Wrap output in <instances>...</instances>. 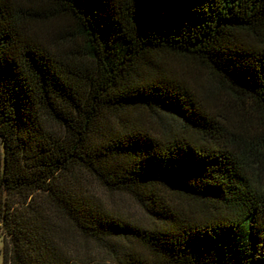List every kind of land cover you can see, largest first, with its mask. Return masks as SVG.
Returning <instances> with one entry per match:
<instances>
[{
  "label": "trees",
  "instance_id": "16d2710c",
  "mask_svg": "<svg viewBox=\"0 0 264 264\" xmlns=\"http://www.w3.org/2000/svg\"><path fill=\"white\" fill-rule=\"evenodd\" d=\"M0 233L5 264H264V0H0Z\"/></svg>",
  "mask_w": 264,
  "mask_h": 264
},
{
  "label": "rangeland",
  "instance_id": "374dc122",
  "mask_svg": "<svg viewBox=\"0 0 264 264\" xmlns=\"http://www.w3.org/2000/svg\"><path fill=\"white\" fill-rule=\"evenodd\" d=\"M168 65L171 69L174 70L178 69L180 72L184 73L185 78L187 79L186 81L191 86L193 91L197 94V96H200L201 92L205 90L207 80L209 79V77H211L207 70L201 69L198 72L195 68H192L193 66L187 65L185 62H182L178 59H173L171 61H168ZM226 99H228V97ZM207 108L212 111H216L217 109H219V106L218 104L217 105L209 104ZM159 117L161 118V121H163V123H168L169 125L175 128L178 127V124L175 121L169 120L164 116L159 115ZM131 118L132 121L133 118L138 119V122L150 126L151 129L154 131L158 129L157 126L158 116L149 118L148 114L145 112L140 114L137 112H132L130 114L129 119L131 120ZM126 119H128V117ZM79 176L86 185L85 187L88 188V190L92 192L105 205V207L109 208L114 213L120 214L121 216L127 218L128 221H139L144 223L148 221L145 210L129 195L123 193V195L127 197V200L112 201L110 199L109 203L106 204L104 202V199L98 194V190L103 188L99 187L89 176L83 173L80 174ZM104 191L108 193H117V192H109L107 190ZM4 255H5L4 241L0 233V264H5Z\"/></svg>",
  "mask_w": 264,
  "mask_h": 264
},
{
  "label": "snow or ice",
  "instance_id": "6c2138e0",
  "mask_svg": "<svg viewBox=\"0 0 264 264\" xmlns=\"http://www.w3.org/2000/svg\"><path fill=\"white\" fill-rule=\"evenodd\" d=\"M141 2H144V0H141ZM150 2L170 4V5H174L175 7L179 8L182 5L183 0H150ZM172 20H173V17L169 16L167 13L165 14L156 13L151 18H145L141 14L140 19L138 20V27H143V28L159 27L162 25L172 23ZM98 194L104 199V202L106 204L109 203L110 199L112 201L127 200V197L124 196L123 193L121 192L108 193V192H105L103 189H99ZM73 243L79 244L82 248V251L89 254L90 257L101 259L103 256L102 249L99 248L95 243L79 240V238H74Z\"/></svg>",
  "mask_w": 264,
  "mask_h": 264
}]
</instances>
